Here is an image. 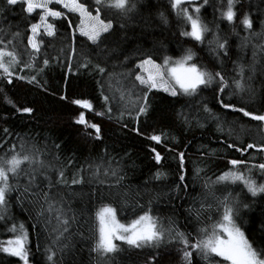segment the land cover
I'll return each mask as SVG.
<instances>
[{
    "label": "trees",
    "instance_id": "trees-1",
    "mask_svg": "<svg viewBox=\"0 0 264 264\" xmlns=\"http://www.w3.org/2000/svg\"><path fill=\"white\" fill-rule=\"evenodd\" d=\"M80 2L95 13V0ZM132 3L135 8L127 13L100 8L101 18L110 19L113 25L111 35L103 34L100 49L111 52L94 48L77 32L79 14L52 5L65 11L66 19L49 18L56 34L48 37L41 31L37 36L40 49L34 53L27 44V36L31 35L29 26L38 21L40 10L28 14L22 2L8 5L7 0H0V38L5 43L12 41L8 50H13L14 45L20 60L12 69L11 83L0 77V157L7 159L13 155V145L17 154L38 157L46 171L43 174L37 171L30 191H49L47 184L51 180L50 196L57 201L63 199L56 207H63L67 216L76 217L74 222L70 221L68 232L54 243L55 211L37 219L39 204L35 199L23 196L18 201L15 190L9 193L4 218L0 219V243L19 235L22 224L27 233L28 264H227L214 255L206 260L191 248H187L192 252L187 261L179 259V252L186 248L175 238V231L184 233L192 244L203 238L198 229L207 228L210 232L212 225L220 220L223 209L219 201L230 191L229 181L217 182L222 173L238 171L264 177V171L254 167L264 164L261 148L264 122L224 108L221 103L244 108L254 115L264 114V0H239L231 23L221 17L227 0H208L199 13L201 22L210 30L204 34L203 42L181 35L182 31L190 30V25L177 16L178 10L171 8V0H129V5ZM201 3L202 0H197V5ZM181 7L192 13V5L184 3ZM161 13L167 24L161 20ZM245 13L252 21L251 29L241 24ZM17 33L14 39L13 34ZM214 36L220 42H227L226 55L213 51L215 43L209 41ZM189 49L193 53L191 63L224 76L227 83L223 92L219 91L216 80L208 87L201 86L192 96L179 93L171 96L153 89L147 93V114L137 116L132 110L134 105L127 103V95L128 90L135 94L133 99L143 95L141 87H132L131 75L139 71L135 65L140 54L149 53L157 63H162L165 56L179 60ZM33 55L35 60L31 59ZM45 59L47 65L43 64ZM25 63H32L33 67L24 68ZM97 64L105 68V73L95 70L93 66ZM241 66L243 79L239 74ZM111 73L124 75L109 80ZM19 76L25 79H18ZM32 76L37 83L28 82ZM233 80H241L244 89L237 90ZM109 83L113 91L107 90ZM118 90L125 92L124 101H119ZM114 92L117 100L111 99ZM102 93L110 97L111 118ZM75 100H88L93 111L104 115L85 112L73 103ZM205 106L209 111L204 110ZM25 107L32 112L20 111ZM81 112L100 126L99 138L93 129L76 123ZM153 135L161 136V141L151 140ZM248 144L256 147L242 151ZM152 149L160 153L159 163ZM181 152L183 169L179 160ZM232 160L244 163L233 166ZM32 167L27 162L22 164L19 178L10 175L9 183L23 188L28 179L26 173ZM97 167L103 183L93 175ZM197 168L201 171L196 172ZM113 170L115 176L111 174ZM61 171L66 185L56 182ZM158 171L166 175L155 179ZM181 173L183 181L179 179ZM73 178H83V183L73 185ZM105 204L116 209L123 224L150 210L165 229L175 230L171 235L174 237L164 240L158 248L134 249L120 242L117 245L121 252L101 259L90 249L96 235L95 212ZM248 204L251 211L243 219L244 230L253 248L264 252V193ZM13 225L16 232L10 230ZM62 245L68 248L61 251ZM48 249L55 253L51 261L47 258ZM0 264H24V261L0 251Z\"/></svg>",
    "mask_w": 264,
    "mask_h": 264
},
{
    "label": "snow or ice",
    "instance_id": "snow-or-ice-1",
    "mask_svg": "<svg viewBox=\"0 0 264 264\" xmlns=\"http://www.w3.org/2000/svg\"><path fill=\"white\" fill-rule=\"evenodd\" d=\"M25 5V11L28 14L33 13L36 10H40L39 19L36 23L30 24L31 35L27 36V44L33 50L34 53L39 52L41 41L36 39L37 36L43 34L48 37H53L56 34L55 25L49 22V18L53 19H66L65 11L57 10L55 7H50V5L62 6V9L67 10L69 13L79 14L80 23L77 26V30L80 35L86 37L88 41L91 42V45L100 49V45L104 42L103 34L111 35L110 29H112V21L104 20L100 18V8L101 6L106 8H113L119 10L122 13H127L132 11L135 8V3L129 5V0H95L96 8L95 15L88 10L87 6L84 3H81L80 0H19ZM208 0H202V3L197 5V0H171V8L177 11V16L182 18V20L190 25L189 31H182L181 35L185 37H190L196 42H203L204 34L209 32L207 25L201 22L199 16L200 8L207 4ZM18 3V0H7L8 5H15ZM184 3L192 5V13L189 12V9L186 7H181ZM239 3V0H227L226 10L221 12V17L227 22L231 23L236 17L235 5ZM161 20L163 23L167 24L168 21L164 17L163 13L160 14ZM241 24L245 29H251L252 21L249 18V15L245 13L241 20ZM68 26L71 27V21H68ZM19 34H13L15 39ZM246 39V38H245ZM210 44L215 43V49L223 52L226 55V41L220 42L219 37L214 36L213 41H209ZM12 44V41L9 40L7 43L0 38V77H3L11 83V79L14 75L12 69L20 63L19 58L15 53V46L13 45V50H8V46ZM101 52H111V49H100ZM75 52V49H73ZM99 55V53H97ZM87 60V56L84 57ZM32 60H35V55L31 57ZM128 57H125L127 60ZM193 59V53L191 50H187L186 54L182 56L179 60H172L170 57H163L162 63H157L156 60L152 58V55L149 53H141L138 63L135 65L139 71L131 73L133 77L132 87H141L143 91L142 96H135V99L132 97L135 95L128 90L127 103L134 105L133 111L136 112L137 116L146 115L148 111L147 105V93L153 89H162L165 92H169L171 96H177L178 93L181 95L192 96L195 95L198 89L201 86L208 87L213 80H216L219 85V91L223 92L226 85V81L223 75L220 72L212 73L206 70H202L197 67L195 63H191ZM90 63V61H89ZM44 65L48 64V60L43 61ZM87 67V64L82 65ZM32 63H25L24 68H32ZM98 73H105V68L100 67V65L93 66ZM23 70V69H21ZM243 67H239V74L241 79H243ZM124 74L111 73L109 74V80L114 77H120ZM18 79H25L23 76L17 77ZM29 83H37L36 77L32 76L29 78ZM233 85L237 90H243L244 85L241 80H233ZM107 90L113 91L111 84L106 85ZM119 91V101L125 100V92L123 90ZM107 113L109 118H111L112 107L109 106L110 97L103 95ZM112 100H117L115 92L113 93ZM143 101V103H141ZM73 103L82 106L84 109L91 110L93 105L88 100H75ZM224 108H232L234 111L242 113L245 117H251L253 120L264 122V114L254 115L251 112L246 111L244 108L235 109L231 104H224ZM206 112L209 111L206 106L204 109ZM25 113L32 112L31 108L20 109ZM96 115H104V113H96ZM123 113H121V118ZM187 123V117H183ZM218 119V118H217ZM76 123L84 125L86 128H91L95 130L96 137L99 138L100 127L97 124H89L83 112H81L76 120ZM218 130H221L218 126ZM151 140L159 143L161 141V136L153 135L150 137ZM233 147V145H228ZM256 147L253 144H248L245 149L242 151H247L249 148ZM264 149V146H261ZM23 150V145H21ZM15 145L11 151L13 155L5 159L0 157V219H3V213L6 211V197L12 191H16L19 195L17 196L18 201L23 198V196H30L36 200L39 204V210L36 212V218L39 219L41 216H44L46 213L51 214L55 211V220L56 227L53 228V232L56 234L54 243L59 241L65 233L68 232L70 227V221L74 222L76 217L67 216L65 209L63 207H56L57 204H62L63 199L59 201L55 200L50 196V191L53 187L52 181L49 180L47 187L49 191H40L39 193L30 191L32 184L35 181V175L37 171H40V174H43V171H46V166L43 165V162L38 159V157H32L28 154L20 155L15 153ZM239 150V149H238ZM155 153L154 159L157 163L162 160V157L159 152H155V149H152ZM179 160L181 164V169H183L184 154L179 153ZM27 162L29 166H33L31 172L26 173L28 176L26 185L21 188L18 184L12 185L9 183V176L11 175L13 179H18L21 171V165ZM231 165L238 166L242 165L243 161L232 160L230 161ZM38 166V167H37ZM258 167L261 171H264V164H260ZM201 171L196 169V172ZM100 169L97 167L93 175L97 177L98 182L103 183L99 180ZM107 175V170L104 172ZM112 175H116L115 170L112 171ZM166 175L162 172H157L154 176L155 179H160L162 176ZM180 181L184 180V175L181 173L179 176ZM229 181L231 183H236L237 181L242 182L246 187L247 191L253 196L258 193H264V184L257 185L254 180L250 177H245L243 173L238 171H228L222 173L218 178L217 182ZM57 183L67 184L63 180V172L57 173ZM71 183L73 185L82 184L83 178L77 179L73 178ZM207 186V185H206ZM185 189L187 185L183 186ZM180 186H177V191ZM220 206L223 209L222 216L220 220L212 225V229L209 232L207 228H200L198 231L203 234L202 239L196 240L195 243L189 244L188 239L185 237L184 233L175 231L173 228L169 227L165 229L162 224L159 223L156 217H153L150 214V210L145 211L142 215H139L135 219L131 220L127 224H122L116 219V209L111 205L105 204L100 207L95 212V239L94 243L90 249L91 252L96 253L97 256L101 259L111 258L113 254H117L122 251L120 246H118L115 241H121L129 248L142 249L145 247L158 248L161 243L164 241L165 232L171 236L175 231V238L182 243L185 248L195 249L198 254H202L204 259H208L209 256H216L223 258V261L227 264H264V252H258L253 248L252 244L245 237L241 229L236 225L233 216L234 210L233 207L229 204V196L225 195L221 201H219ZM209 207H211L209 205ZM247 207V205H244ZM204 205H201V210H203ZM68 211H71L69 209ZM199 218V214L197 216ZM46 223H48L46 221ZM171 223V221H170ZM12 232L17 231L15 225L10 229ZM19 235H16L14 239H9L4 243H0V251L9 253L12 256L19 257L24 264H28V254L26 251V241L27 233L24 230L23 225L19 226ZM5 244L7 246H5ZM68 248V245H62L61 251ZM48 260H52L55 253L51 249L47 250ZM192 256V252L188 250L183 251L184 260H188ZM155 258H150L154 260Z\"/></svg>",
    "mask_w": 264,
    "mask_h": 264
},
{
    "label": "rangeland",
    "instance_id": "rangeland-1",
    "mask_svg": "<svg viewBox=\"0 0 264 264\" xmlns=\"http://www.w3.org/2000/svg\"><path fill=\"white\" fill-rule=\"evenodd\" d=\"M50 7H52V5H50ZM93 15H95V13ZM100 18H101V15H100ZM41 31H43V30H41ZM77 32L79 33L78 30H77ZM36 39H37V37H36ZM156 90H162V89H156ZM167 93L170 94L169 92H167ZM81 108L83 110H85V112H89V113H92L95 115H96V113H101V111H98V112L93 111V108L91 110L84 109L82 106H81ZM84 115H85L86 121L89 124L93 123V121L86 114H84ZM240 173H243V172H240ZM243 174L245 177H250L252 180H254L257 185L264 184V177H262V179H260L262 174H259L258 176H253V175L250 176V175L245 174V173H243ZM228 183L230 184V191L227 193V195L229 196V204L231 207H233V210H234L233 219H234L236 225L241 229V231L244 233L245 237L247 238L245 230H244L243 222L245 221V216L247 214H249V212L251 211L248 203H251L253 199L258 198L259 196H262L263 193H258L257 195L253 196L251 193H249L247 191L246 187L242 184V182L237 181L236 183H231V182H228ZM244 205H247V207H244ZM116 219L118 220L117 214H116ZM243 219H244V221H243ZM169 237L172 238L174 236H169V234L167 232H165L164 240H166ZM120 242L121 241H115L116 244H118ZM184 250H187V249H184ZM184 250H181L179 252V255H178L179 259L183 258V251Z\"/></svg>",
    "mask_w": 264,
    "mask_h": 264
},
{
    "label": "water",
    "instance_id": "water-1",
    "mask_svg": "<svg viewBox=\"0 0 264 264\" xmlns=\"http://www.w3.org/2000/svg\"><path fill=\"white\" fill-rule=\"evenodd\" d=\"M92 124V123H91ZM100 127V126H99Z\"/></svg>",
    "mask_w": 264,
    "mask_h": 264
}]
</instances>
